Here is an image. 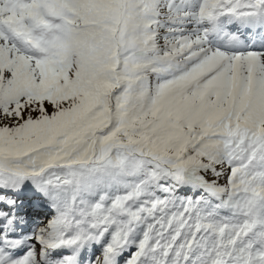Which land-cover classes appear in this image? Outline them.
I'll return each mask as SVG.
<instances>
[{"label":"snow or ice","instance_id":"obj_1","mask_svg":"<svg viewBox=\"0 0 264 264\" xmlns=\"http://www.w3.org/2000/svg\"><path fill=\"white\" fill-rule=\"evenodd\" d=\"M0 264H264V0H0Z\"/></svg>","mask_w":264,"mask_h":264}]
</instances>
